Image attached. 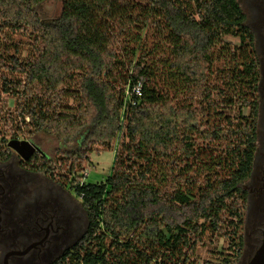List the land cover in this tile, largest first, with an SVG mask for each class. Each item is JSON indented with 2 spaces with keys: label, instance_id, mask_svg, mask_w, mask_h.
<instances>
[{
  "label": "trees",
  "instance_id": "trees-1",
  "mask_svg": "<svg viewBox=\"0 0 264 264\" xmlns=\"http://www.w3.org/2000/svg\"><path fill=\"white\" fill-rule=\"evenodd\" d=\"M42 1L0 0V37L31 41L24 61L0 58L22 76L0 81V155L9 139L58 141L32 169L74 187L87 226L53 264H196L206 235L226 238L220 264H235L259 78L238 1L63 0L51 20ZM1 93L17 96L13 112ZM117 136L111 174L82 181L93 148Z\"/></svg>",
  "mask_w": 264,
  "mask_h": 264
},
{
  "label": "flooded vegetation",
  "instance_id": "flooded-vegetation-1",
  "mask_svg": "<svg viewBox=\"0 0 264 264\" xmlns=\"http://www.w3.org/2000/svg\"><path fill=\"white\" fill-rule=\"evenodd\" d=\"M247 2L245 24L253 33L259 63L264 0ZM260 80L259 73L256 146L248 178L239 184L245 196L240 224L242 245L235 264H248L264 240V78ZM31 142L37 147L32 155L37 152L46 158L42 148ZM7 153L6 158L0 155V264H53L78 242L86 229L87 216L80 197L69 182L33 170L32 155L22 159L11 148ZM40 172L46 186L41 182L31 186Z\"/></svg>",
  "mask_w": 264,
  "mask_h": 264
},
{
  "label": "rangeland",
  "instance_id": "rangeland-1",
  "mask_svg": "<svg viewBox=\"0 0 264 264\" xmlns=\"http://www.w3.org/2000/svg\"><path fill=\"white\" fill-rule=\"evenodd\" d=\"M62 1L63 0H43L41 3L36 5V12L42 20L55 19L61 11ZM237 1L243 12L247 15V7H245L244 4L248 3V0ZM224 39L233 43L237 42V38L233 37L226 36ZM30 43V39L20 32H7L5 36L0 37V58L1 56L14 53L20 60L24 61L30 56ZM2 77H7L10 79L19 77L22 78L21 74H13L0 67V81ZM17 101L18 99L16 95L1 93V107L3 111L13 112ZM67 101L71 103V99H67ZM246 112L247 111L245 110V113ZM119 137L120 136H117L114 139V143L110 148H93L88 160L83 164L82 169L77 174L82 176V181L86 183H98L100 181H104L111 174L114 155L119 148ZM33 141L42 148V154L46 153L48 156H50V158L54 157L57 147H60L58 141L54 137L41 133L35 135ZM35 178L37 181H34L35 183L33 182L31 186L37 185L39 182L46 186L47 182L43 180L44 177L42 176V172L37 174V177ZM81 213L83 216H85L82 210ZM227 243V239L221 236L212 238V241L210 242L209 236L206 235L204 242L196 249V256L198 257L196 264H220L223 255L227 253Z\"/></svg>",
  "mask_w": 264,
  "mask_h": 264
},
{
  "label": "water",
  "instance_id": "water-1",
  "mask_svg": "<svg viewBox=\"0 0 264 264\" xmlns=\"http://www.w3.org/2000/svg\"><path fill=\"white\" fill-rule=\"evenodd\" d=\"M263 50L260 52V58L258 63V70L261 76V80L264 78V39L262 42ZM259 88V84H258ZM7 146L11 148L20 158L27 159L29 158L32 153L37 150V147L29 140L25 139H10L7 142ZM248 264H264V240L262 241V244L260 247L255 251L254 256L252 259L248 262Z\"/></svg>",
  "mask_w": 264,
  "mask_h": 264
},
{
  "label": "built area",
  "instance_id": "built-area-1",
  "mask_svg": "<svg viewBox=\"0 0 264 264\" xmlns=\"http://www.w3.org/2000/svg\"><path fill=\"white\" fill-rule=\"evenodd\" d=\"M131 92L137 96H139L141 94V89H140V85H135L134 87H132ZM129 94L130 92H128V90H125V99L123 100L124 105L126 104V101H129ZM131 104H134V101L130 102Z\"/></svg>",
  "mask_w": 264,
  "mask_h": 264
}]
</instances>
